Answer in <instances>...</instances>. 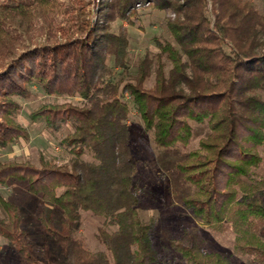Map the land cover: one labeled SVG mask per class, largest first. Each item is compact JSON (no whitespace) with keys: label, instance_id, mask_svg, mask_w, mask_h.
Segmentation results:
<instances>
[{"label":"trees","instance_id":"1","mask_svg":"<svg viewBox=\"0 0 264 264\" xmlns=\"http://www.w3.org/2000/svg\"><path fill=\"white\" fill-rule=\"evenodd\" d=\"M112 1L110 8L128 20L145 3L174 13L166 25L181 51L167 40L154 39L171 67L166 73L157 57L151 87L144 82L153 61L143 56L136 73H126L127 33L102 28L106 14L96 1L0 2V147L29 139L28 128L15 120L19 104L14 97L26 96L31 84L49 95L82 99L81 104L42 103L29 114L49 129L73 125L60 140L72 154L70 164L44 157L38 163L0 160V185L18 186L60 211L59 228L42 215L39 219L60 244L66 264L156 262L152 221L141 219L137 210L127 94L159 147L186 146L192 134L189 121L207 123L209 132L198 146L174 163L183 182L194 187L183 206L210 228L229 226L236 250L264 264V239L257 231L263 225L264 233V174L254 175L264 150V0L263 11L252 0ZM56 16L60 21H53ZM37 17L44 19L46 40L15 52L19 35L13 25L30 28ZM110 56L127 78H104ZM86 152L92 160L82 158ZM0 209V235L20 257L18 264H38L20 227L17 205L0 195ZM81 210L116 227L98 228L103 250H88L75 235ZM172 245L186 264H230L190 240H173Z\"/></svg>","mask_w":264,"mask_h":264},{"label":"rangeland","instance_id":"2","mask_svg":"<svg viewBox=\"0 0 264 264\" xmlns=\"http://www.w3.org/2000/svg\"><path fill=\"white\" fill-rule=\"evenodd\" d=\"M12 1L0 0V2L9 3ZM91 1H96L99 6L98 10L106 14V18L103 17V21L101 20L103 29L115 33L123 29L127 33V74L136 73L138 61L143 56H148L153 61L150 74L144 82L146 87H151L154 83L156 58L160 57L166 73L171 67L165 55L160 53L154 39L167 40L181 51L166 25V19L174 17L172 9L157 8L145 3L139 6L136 15L128 20L117 15L115 10L110 8L112 0ZM252 1L260 11H263V0ZM104 3H107L108 7L104 6ZM53 21H60V17H53ZM43 22L44 19L37 17L33 19L30 28H27L26 23L22 26L13 25L19 35V41L15 44V52L46 40V28ZM182 57L186 59L184 54ZM126 73L121 66L115 63L113 56L107 58L105 79L117 81L121 77L127 78ZM29 89L30 92L26 96L14 97L19 104L15 120L28 128L29 139H19L5 147H0V160L17 159L38 163L40 157H44L57 164H70L72 154L60 144V140L72 132L73 125L66 123L49 129L44 126L42 120H31L29 114L42 103L69 101L81 104L82 99L79 96L49 95L37 84H31ZM261 96L264 99V93H261ZM124 99L129 105L126 122L129 128L130 149L136 160L133 182L138 190L137 210L141 219L150 220L153 225L151 239L158 258L152 264H186L181 254L172 245L173 240H190L202 250L220 253L230 264H263L252 254L236 250L234 233L229 226L220 231L210 228L197 221L183 206V198L190 194L194 187L183 182L181 174L174 168V163L184 159L190 150L198 146L200 138L209 132L207 123L189 121L192 134L186 146L159 147L153 141V132L144 130L140 115L131 98L125 94ZM260 154L261 164L254 169V175L258 178L264 174L263 149H260ZM82 158L92 160V155L86 152ZM0 195L17 205L21 220L20 227L24 230L26 239L35 253L37 263L66 264L60 244L46 232L39 219L42 215L59 228L62 220L60 211L53 204L43 201L18 186L0 185ZM0 213L3 215L1 209ZM106 222L102 216L81 210L79 220L74 223L75 235L83 240L84 247L88 250H103L104 247L96 236L98 228L104 226L109 231L116 228ZM262 227L263 225L259 226L257 231L264 239ZM19 262L20 257L15 249L0 235V264H18Z\"/></svg>","mask_w":264,"mask_h":264}]
</instances>
